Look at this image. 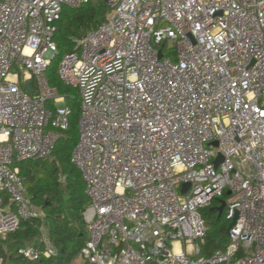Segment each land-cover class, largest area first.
I'll list each match as a JSON object with an SVG mask.
<instances>
[{
    "label": "built area",
    "instance_id": "1",
    "mask_svg": "<svg viewBox=\"0 0 264 264\" xmlns=\"http://www.w3.org/2000/svg\"><path fill=\"white\" fill-rule=\"evenodd\" d=\"M91 1L0 0V236L46 218L18 163L50 156L70 126L47 69L64 7ZM105 1L106 19L58 68L79 93L72 162L89 198L80 257L264 264V0ZM225 193L223 211L236 222L227 246L206 255L201 209ZM40 230V245L17 255L58 253Z\"/></svg>",
    "mask_w": 264,
    "mask_h": 264
},
{
    "label": "trees",
    "instance_id": "2",
    "mask_svg": "<svg viewBox=\"0 0 264 264\" xmlns=\"http://www.w3.org/2000/svg\"><path fill=\"white\" fill-rule=\"evenodd\" d=\"M109 11L110 7L105 0H92L79 8L64 7L58 22L55 34L58 52L47 69V77L51 85L66 95L67 104L71 108L70 126L57 140L50 156L18 163L28 194L46 216L49 236L58 253L36 261L17 255L14 250L20 246L40 245L42 221H22L16 231L5 237L0 236V257L3 256L8 264H72L89 239V229L83 215L89 202L86 184L81 171L72 162V152L79 137V93L60 79L58 66L63 55L75 49V40L102 23ZM225 198L226 193L202 208L207 226L203 254L209 255L228 244L227 229L230 221L225 211L219 215L217 209Z\"/></svg>",
    "mask_w": 264,
    "mask_h": 264
},
{
    "label": "water",
    "instance_id": "3",
    "mask_svg": "<svg viewBox=\"0 0 264 264\" xmlns=\"http://www.w3.org/2000/svg\"><path fill=\"white\" fill-rule=\"evenodd\" d=\"M159 55H160V57L162 56V52L160 51V53H159ZM26 88L28 89V90H32V87H31V84L28 82V83H26ZM214 144L215 145H218V142L216 141V142H214ZM222 159H223V157L222 156H220L219 158H218V160L216 161V166L222 161ZM189 183H186L185 185H184V191L187 189V187H189ZM225 206H226V201L225 200H221V204H220V206H218V211H219V215H221L222 213H223V210H224V208H225ZM235 222H236V218L229 224V226H228V229H227V234L229 233V231H230V229H231V227L235 224Z\"/></svg>",
    "mask_w": 264,
    "mask_h": 264
},
{
    "label": "rangeland",
    "instance_id": "4",
    "mask_svg": "<svg viewBox=\"0 0 264 264\" xmlns=\"http://www.w3.org/2000/svg\"><path fill=\"white\" fill-rule=\"evenodd\" d=\"M61 61V60H60ZM60 64V63H59ZM59 68V66H58ZM5 196V194H2ZM201 213H202V209H201ZM203 215V214H202ZM42 224L44 226V229L48 230V226H47V222L46 219L42 220ZM16 251V249L14 250ZM72 264H86V261L80 257V255H78L72 262Z\"/></svg>",
    "mask_w": 264,
    "mask_h": 264
},
{
    "label": "bare ground",
    "instance_id": "5",
    "mask_svg": "<svg viewBox=\"0 0 264 264\" xmlns=\"http://www.w3.org/2000/svg\"><path fill=\"white\" fill-rule=\"evenodd\" d=\"M26 51H27V52H30L29 49H27ZM176 249L179 250V246H178V244H177V246H176Z\"/></svg>",
    "mask_w": 264,
    "mask_h": 264
},
{
    "label": "crops",
    "instance_id": "6",
    "mask_svg": "<svg viewBox=\"0 0 264 264\" xmlns=\"http://www.w3.org/2000/svg\"><path fill=\"white\" fill-rule=\"evenodd\" d=\"M9 264H14V263H9Z\"/></svg>",
    "mask_w": 264,
    "mask_h": 264
}]
</instances>
